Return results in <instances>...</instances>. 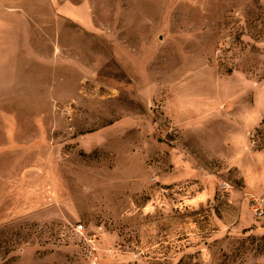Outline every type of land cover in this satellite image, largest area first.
Masks as SVG:
<instances>
[{
  "label": "rangeland",
  "instance_id": "1",
  "mask_svg": "<svg viewBox=\"0 0 264 264\" xmlns=\"http://www.w3.org/2000/svg\"><path fill=\"white\" fill-rule=\"evenodd\" d=\"M0 24V264H264V0Z\"/></svg>",
  "mask_w": 264,
  "mask_h": 264
},
{
  "label": "built area",
  "instance_id": "2",
  "mask_svg": "<svg viewBox=\"0 0 264 264\" xmlns=\"http://www.w3.org/2000/svg\"><path fill=\"white\" fill-rule=\"evenodd\" d=\"M254 213L257 217H263L264 216V200L259 199L254 201ZM79 230H82V227H79Z\"/></svg>",
  "mask_w": 264,
  "mask_h": 264
},
{
  "label": "crops",
  "instance_id": "3",
  "mask_svg": "<svg viewBox=\"0 0 264 264\" xmlns=\"http://www.w3.org/2000/svg\"><path fill=\"white\" fill-rule=\"evenodd\" d=\"M1 25V24H0ZM0 178H1V180L3 179V176L2 175H0Z\"/></svg>",
  "mask_w": 264,
  "mask_h": 264
}]
</instances>
